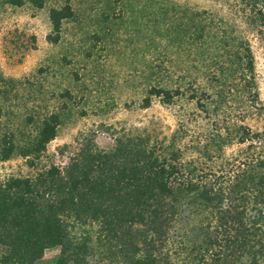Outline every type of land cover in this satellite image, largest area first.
<instances>
[{"label": "rangeland", "instance_id": "obj_1", "mask_svg": "<svg viewBox=\"0 0 264 264\" xmlns=\"http://www.w3.org/2000/svg\"><path fill=\"white\" fill-rule=\"evenodd\" d=\"M42 2L0 0V140L24 147L50 114L61 124L35 168L18 154L0 162V183L64 168L86 146L107 151L126 134L174 149L188 169L264 162V0ZM65 5L72 15L53 43L49 14ZM154 88L181 95L143 108ZM67 221L71 236L90 240L91 264H122L97 224Z\"/></svg>", "mask_w": 264, "mask_h": 264}, {"label": "trees", "instance_id": "obj_2", "mask_svg": "<svg viewBox=\"0 0 264 264\" xmlns=\"http://www.w3.org/2000/svg\"><path fill=\"white\" fill-rule=\"evenodd\" d=\"M71 15L69 5L50 11L51 42ZM245 55L253 73L249 49ZM180 95L154 88L142 107L153 97L169 104ZM60 124L56 114L42 119L24 147L5 136L0 162L18 154L35 168ZM180 159L168 146L126 134L107 151L86 146L64 168L0 183V264H42L53 248L59 257L49 264H91L90 240L71 236V218L97 224L122 264H264V171L256 170L263 157L225 173L188 169Z\"/></svg>", "mask_w": 264, "mask_h": 264}]
</instances>
